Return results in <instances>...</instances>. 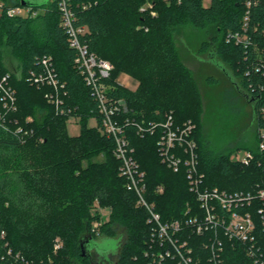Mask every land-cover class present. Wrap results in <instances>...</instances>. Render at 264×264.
Instances as JSON below:
<instances>
[{"label":"trees","instance_id":"obj_1","mask_svg":"<svg viewBox=\"0 0 264 264\" xmlns=\"http://www.w3.org/2000/svg\"><path fill=\"white\" fill-rule=\"evenodd\" d=\"M0 2V39L19 57L22 73L18 81L0 66V76L8 74L17 100L16 110L4 109L0 101V111L6 112L0 115L4 126H0V264H103L109 259L97 240L113 239L117 228L123 229L126 238L113 264H150V256H145L150 241L146 211L136 205V196L126 190L119 175L113 140L104 134L97 103L75 68L76 51L69 47L58 0L31 7L41 11L35 17H10L6 8L19 6L21 1ZM144 2L153 10L140 11ZM69 5L75 15L73 25L84 29L80 42L113 66L105 80L108 94L125 103L118 120L133 158L145 173L147 201L154 204L163 223L182 222L199 205L189 191L185 169L175 173L160 161L157 134L141 137L132 123H158L167 113L175 124L191 121L203 188L251 194L264 189V148L259 150V140L255 148L239 142L216 151L200 133V106L198 114L178 92L171 99L174 86L170 82L187 80V68L172 40L176 26L188 23L198 29H215L216 56L252 100L247 102L233 85L229 87L241 105H248L249 113L246 107L240 109L245 126H255L256 133L264 131V0H69ZM44 56L51 58L60 108L68 115L58 114L44 97L52 93L50 87L29 81L32 72H41ZM120 73L135 77L138 88L130 91L120 85L116 80ZM188 83L194 85L191 78ZM27 116L32 122L24 121ZM72 117L80 122L76 136L67 132ZM90 118L97 127L87 126ZM239 151L252 153L247 165L232 159ZM158 186L163 187L162 193L156 192ZM102 208L109 212L104 224L98 213ZM262 209V214H253L264 251L263 205ZM95 221L101 223L98 234L91 231ZM176 236L187 242L194 262L207 263L206 246L214 237L212 232L197 235L193 228L183 226ZM83 237L97 245L84 255L79 248ZM219 239L223 264H253L242 243L222 235ZM160 264L178 263L170 257Z\"/></svg>","mask_w":264,"mask_h":264},{"label":"built area","instance_id":"obj_2","mask_svg":"<svg viewBox=\"0 0 264 264\" xmlns=\"http://www.w3.org/2000/svg\"><path fill=\"white\" fill-rule=\"evenodd\" d=\"M247 7L250 3L246 4ZM57 8L60 13L62 27L67 35L69 47L76 51L74 60L75 68L83 77L85 85L89 88L92 98L97 103V111L100 116L101 128L104 134L114 143L113 154L119 161V175L125 180V188L136 196V205L143 208L147 214V223L150 228L149 250L145 256H150V264L162 263L166 258L173 257L178 264H198L191 257V248L187 242H180L177 234L183 226L193 228L195 234L202 235L212 232L214 237L207 244L209 258L206 264H223L221 257L223 246L219 235L229 240L242 243L245 247V255L253 264H264V251L257 239V223L254 218L262 214L264 206V189H259L255 194L243 192H226L217 188H203V175L198 172L197 144L193 138L195 126L187 121L175 124L172 114L167 113L161 122H149L146 125L132 123L137 134L141 137L149 134H157L156 150L160 161L170 170L177 173L183 167L189 191L195 195L199 207L191 217L184 221L172 220L166 223L161 221L154 204L147 201L145 173L133 158V148L120 124L118 116L125 110L123 100L114 99L108 94L109 87L105 80L109 78L113 66L89 52L86 45L80 42L79 36L83 28L75 27L73 21L75 15L70 8L69 0H58ZM3 9L0 2V11ZM41 11L22 5L6 8V14L13 16L35 17ZM247 14L244 18V26L247 25ZM239 41V37L236 36ZM41 72L31 73L29 81L36 86H48L52 93H46L45 98L50 102L56 112L61 115L69 114L61 109V99L58 96V82L50 57H42L40 60ZM8 74L0 76V101L6 110H14V95L8 87ZM0 126L4 127L1 122ZM20 130H16L19 134ZM259 150L264 148V133H259ZM252 159V153L243 151L236 161L247 165ZM157 193L163 192V187L156 188ZM258 201L262 205L255 204ZM250 209V210H249ZM252 210V211H251ZM254 213V214H253ZM264 225V221H262ZM99 221L91 226V231L98 234ZM57 247V246H56Z\"/></svg>","mask_w":264,"mask_h":264},{"label":"rangeland","instance_id":"obj_3","mask_svg":"<svg viewBox=\"0 0 264 264\" xmlns=\"http://www.w3.org/2000/svg\"><path fill=\"white\" fill-rule=\"evenodd\" d=\"M139 10H153V6L149 2H144ZM150 15L156 16V13L151 11ZM215 34H217L215 29H198L188 23L176 26L172 40L180 62L187 68V80L185 83L176 84L175 79H170L174 86L171 91V99L181 94L183 99H187L193 108L197 110L198 114L200 106V133L202 132V136L210 142V145L216 151L222 150L229 144L239 142L255 148L257 140L260 138L259 133H256L255 126H245L246 118H244L243 112L240 111L241 108L243 110V107H246L245 111L249 113L248 105L244 103L243 106L239 103L233 95V90L230 91L229 87H232V84L225 74L210 61H222L219 56H216ZM0 66L16 80L22 79L20 59L12 53L2 39H0ZM224 66L228 68L225 63ZM189 78L194 81L193 86L188 83ZM214 79L215 81H213ZM116 80L130 91H135L138 88L136 78L126 73H120ZM11 86L8 82V87L14 95V108L16 110V92ZM193 87L195 92L192 90ZM4 113L2 114L0 111V115L5 116L6 112ZM32 120V117L27 116L24 121L32 122ZM87 126L97 127L96 120L94 118L88 119ZM79 131V119L69 118L67 121L68 134L76 136ZM262 132L264 133V131ZM242 152L239 151L233 154L232 159L239 157ZM97 205L98 202H95L94 206ZM98 213L100 214L101 223H106L109 218L108 210L102 208ZM125 238L126 235L121 228L116 229V236L113 239L98 238L97 242L104 247L111 264L117 260L120 246ZM109 261H103V264H109Z\"/></svg>","mask_w":264,"mask_h":264},{"label":"water","instance_id":"obj_4","mask_svg":"<svg viewBox=\"0 0 264 264\" xmlns=\"http://www.w3.org/2000/svg\"><path fill=\"white\" fill-rule=\"evenodd\" d=\"M21 5L25 7H39L44 5L48 0H20ZM211 63H213L217 68H219L226 76V78L229 80V82L234 86L236 91L244 98H246L247 102H251L252 100L246 97V94L242 91V89L238 86L235 79L233 78L232 74L225 68V66L220 62L216 60H210ZM94 246H97L95 243H92L91 239L83 237L79 241V248L84 255L85 250H90ZM101 248H99L100 250Z\"/></svg>","mask_w":264,"mask_h":264}]
</instances>
